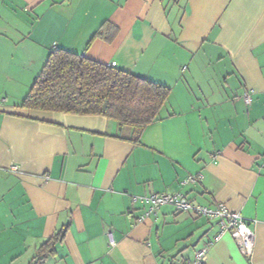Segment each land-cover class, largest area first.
<instances>
[{
	"label": "crops",
	"instance_id": "crops-1",
	"mask_svg": "<svg viewBox=\"0 0 264 264\" xmlns=\"http://www.w3.org/2000/svg\"><path fill=\"white\" fill-rule=\"evenodd\" d=\"M103 22L113 39L89 42ZM53 47L169 86L161 118L135 143L100 114L20 107ZM153 192L239 212L251 256L168 204L139 221L131 195ZM203 244L205 264H264V0H0V264H183Z\"/></svg>",
	"mask_w": 264,
	"mask_h": 264
},
{
	"label": "trees",
	"instance_id": "trees-1",
	"mask_svg": "<svg viewBox=\"0 0 264 264\" xmlns=\"http://www.w3.org/2000/svg\"><path fill=\"white\" fill-rule=\"evenodd\" d=\"M116 32V26L103 22L89 42L94 37L110 41ZM169 92L167 85L77 52L53 47L19 106L100 114L114 120L121 132L127 130V135H119L121 138L138 143L145 127L161 118ZM58 234L42 243L41 252L52 251Z\"/></svg>",
	"mask_w": 264,
	"mask_h": 264
},
{
	"label": "built area",
	"instance_id": "built-area-1",
	"mask_svg": "<svg viewBox=\"0 0 264 264\" xmlns=\"http://www.w3.org/2000/svg\"><path fill=\"white\" fill-rule=\"evenodd\" d=\"M108 65L114 66L115 62L111 61ZM243 98L246 102H250V92H244ZM11 169L17 171L18 166L13 164L11 165ZM200 178V173L189 174L183 178L180 183H193L200 180ZM131 200L133 202H141L146 206L145 210L138 218L139 221H144L148 217L156 215L162 205L168 204L179 212H188L195 216L215 219L219 225L220 231L230 233L243 255L250 257L253 252L255 241L253 229L239 212L228 209L223 202L208 206L188 198L181 192H153L146 195L133 194L131 195ZM108 243L112 245L113 240L109 238ZM208 248V244H203L195 250L193 257L186 258L183 264H205Z\"/></svg>",
	"mask_w": 264,
	"mask_h": 264
}]
</instances>
